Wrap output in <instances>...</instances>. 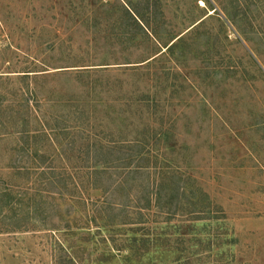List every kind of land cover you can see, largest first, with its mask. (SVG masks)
I'll use <instances>...</instances> for the list:
<instances>
[{
	"label": "rangeland",
	"instance_id": "1",
	"mask_svg": "<svg viewBox=\"0 0 264 264\" xmlns=\"http://www.w3.org/2000/svg\"><path fill=\"white\" fill-rule=\"evenodd\" d=\"M136 141L150 174L99 229L87 153ZM161 176L181 209L140 219ZM0 194V264H264V0H0Z\"/></svg>",
	"mask_w": 264,
	"mask_h": 264
},
{
	"label": "trees",
	"instance_id": "2",
	"mask_svg": "<svg viewBox=\"0 0 264 264\" xmlns=\"http://www.w3.org/2000/svg\"><path fill=\"white\" fill-rule=\"evenodd\" d=\"M128 13L140 25V23L133 16V14L130 11H128ZM136 14L139 16L137 12ZM140 26L142 27V25ZM182 39H183V36L179 37L172 44H169L167 46V50L175 49L179 45L178 43L182 41ZM58 128H56V130L59 132ZM56 130L54 129V132H57ZM26 134H30V133H26ZM144 144L145 143L143 141H136V143L133 145H127L130 148L124 147L125 149L126 148H129V149L123 150L122 153H118V154H114L112 152L109 153L105 151L104 152L102 151L99 153L95 151L96 153H94V155H92L91 152L87 153V160H86L85 167L88 169H91V168L93 169L91 174L93 175L92 180L94 181L92 182H93L94 187L102 188V186L97 185L100 179L104 180L105 178H108V180L111 181L110 185L106 186V188L108 187V189L106 190L108 192L107 199L102 201L101 208H98V209L96 208L98 214L96 215L93 214V216L91 217L92 221H94V224L97 228L102 229L103 227L109 228V227H115V226L127 224V221H128L127 214L131 206L130 201H129V197H130L129 191L131 188L130 180H132V177H133L132 175L145 174L149 176L151 168H152V163L150 160L151 154L145 153L144 151H142L144 148L143 147ZM176 175L177 174L172 175L174 177V180L177 179ZM62 177L64 176H61V172L57 171L56 169H52V172H50L49 175L46 174V179L48 180L49 182L48 184L50 185L52 189L51 191L57 190L56 191L57 193L62 194L61 193L62 189H60V185L63 184V186H66L67 184L62 179ZM178 181L176 180L173 183V185H170L168 187L167 185L163 184L162 176L160 177V179H158V181H155L153 183L149 181L148 184H146L144 187V192L142 196L136 200V204L134 205L136 208L135 210H138V212H140V215H141L140 219L143 218V211L151 210L154 207L157 208L159 212L168 214L169 217L171 218L176 216L179 210L181 209L180 208L181 203H182L181 197L183 195L182 190L184 188V186L182 184H179ZM166 187L170 191L169 195H167L166 193ZM119 189L125 191L126 193H122L121 195L122 199L119 202V204H117L115 203V201L111 199V197H114L115 193H117ZM7 196H8L7 200L4 201V199L6 198L5 194H2V195L0 194V199L3 204L4 202L7 203L6 205L8 207L7 209L11 211L13 207L10 202L11 201L13 202V199H10L9 195ZM194 206H195V203H194ZM109 211H111L112 213ZM12 213H14V211ZM61 221H63V219L59 218L57 220L53 219L51 222H53L54 228L60 229L61 223L58 224L57 222H61ZM139 222L141 221H138V223ZM19 228H23L22 225H20ZM64 228H71V225L69 223H66ZM141 241L142 242L145 241V243H149V242L152 243V239H141Z\"/></svg>",
	"mask_w": 264,
	"mask_h": 264
}]
</instances>
